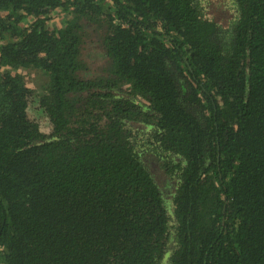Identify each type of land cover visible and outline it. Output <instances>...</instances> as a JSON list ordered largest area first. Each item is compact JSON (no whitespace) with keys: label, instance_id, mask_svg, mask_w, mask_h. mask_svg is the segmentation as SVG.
I'll return each mask as SVG.
<instances>
[{"label":"trees","instance_id":"16d2710c","mask_svg":"<svg viewBox=\"0 0 264 264\" xmlns=\"http://www.w3.org/2000/svg\"><path fill=\"white\" fill-rule=\"evenodd\" d=\"M0 264H264V0H0Z\"/></svg>","mask_w":264,"mask_h":264},{"label":"rangeland","instance_id":"374dc122","mask_svg":"<svg viewBox=\"0 0 264 264\" xmlns=\"http://www.w3.org/2000/svg\"><path fill=\"white\" fill-rule=\"evenodd\" d=\"M224 6L226 5L223 3L221 7L218 6L213 8L210 12L212 15H214V17L217 18V20L221 21L222 23L226 21L228 16V12ZM66 17L67 15L62 11L53 12L49 21V25L59 27L63 24V18ZM25 80L27 86L33 90V94L27 108L28 114L31 118L37 121L41 131L49 133L51 130V124L44 114L42 108H40L38 105V97L43 93L42 85L44 84L46 78L40 71H30L27 72Z\"/></svg>","mask_w":264,"mask_h":264}]
</instances>
